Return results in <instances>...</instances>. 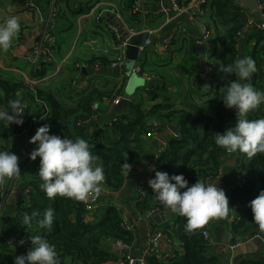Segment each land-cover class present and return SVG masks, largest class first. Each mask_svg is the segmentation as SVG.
<instances>
[{
  "label": "trees",
  "instance_id": "1",
  "mask_svg": "<svg viewBox=\"0 0 264 264\" xmlns=\"http://www.w3.org/2000/svg\"><path fill=\"white\" fill-rule=\"evenodd\" d=\"M134 1L128 0L129 7L133 8ZM238 1L206 0L205 17L210 16L213 22L210 24L214 25L215 32L207 42L208 51L212 50L213 53L210 51L205 65L213 66L214 72L204 78L201 73L194 74L191 79L192 88L188 94L175 99L164 98L152 106L147 105L148 101L158 97L156 90L149 88L144 91L147 97L136 94L124 113L113 115L107 105L93 108L94 104L105 100L113 101L123 95L128 83L125 76L113 86H92L85 89L79 93L77 103L69 104L60 100L52 88H30L23 79L7 78L0 73V107L10 111L9 102L21 99L23 119L31 136L35 135L40 126L48 125L50 134L61 137L68 135L73 139L80 137L88 141L92 154L97 157L96 164L103 166L105 171L99 197L108 200L105 202L103 199L100 203L97 201L98 197L95 198L97 207L100 203L104 213L99 221L88 222L87 211L82 202L60 196L49 199L46 196L40 187L42 181L38 175L39 160L35 166L36 171L20 185L21 192L29 190V193H22V205L15 215L17 224L25 227L22 224L24 215L38 213L26 226L29 232H32L27 233L24 245L15 253H10L9 243L0 238V264H15V256L26 255L32 247V235H40L55 245L57 253L65 254L71 264H109L115 255L103 247V241L108 238L134 244V233L122 227L125 220L114 201L126 189L128 170L123 164L128 163L132 168L139 160L145 150L148 134L159 131L155 122L159 124V121L175 120L180 129V136L172 138L156 157L157 171H166L170 176L183 174L189 181V186L199 178L205 183L215 182L221 175L224 160L229 154L215 144L216 132H224L237 122L235 109L226 108L222 99L227 84L236 77L226 76L221 72V64L227 65L245 56L252 57L256 61L257 72L253 74L250 82L257 90L264 91V30L253 27L256 43L251 51L242 52L241 37L250 27L252 16L240 8ZM190 2L191 0L188 3ZM258 2L264 5V0ZM59 13L58 10L55 19L59 18ZM137 14L132 13L134 17ZM207 25L210 30V25ZM146 51L147 49L144 52ZM98 61L110 68L114 60L101 57ZM145 65V62L140 60L141 77L147 73ZM45 72L44 69L36 71L35 74L41 77ZM94 115H97L95 120ZM259 118H264V104L249 113V119ZM11 137V130L0 120V151H10ZM234 158L237 163L235 173H245L248 184L243 189L229 190L231 206L238 207L242 212V216L230 224L231 245L251 238L261 231L254 221L249 202L264 190V154L258 153L249 159L245 154L236 152ZM134 199L137 210L144 216L164 208L148 181L136 185ZM49 208L54 209L53 225L51 228H41L38 221ZM173 214L175 219L159 230L169 238H175L184 254L175 252L177 259L169 264H223L220 256L211 253V242L202 234L209 223L212 224L213 218L204 226L188 232L185 228L186 218L178 213ZM145 261L146 264H165L157 256H147ZM236 264H264V250L256 259L237 260Z\"/></svg>",
  "mask_w": 264,
  "mask_h": 264
},
{
  "label": "crops",
  "instance_id": "2",
  "mask_svg": "<svg viewBox=\"0 0 264 264\" xmlns=\"http://www.w3.org/2000/svg\"><path fill=\"white\" fill-rule=\"evenodd\" d=\"M179 1L183 6L190 4L188 3L189 0ZM186 1L188 2L186 3ZM139 2L141 8L134 17L132 15L133 9L129 7L128 0H0V24L4 23L8 17L15 16L21 25V29L13 38L9 50L7 52L0 50V73L11 79H23V74L35 78L37 75L33 66L30 67L29 64L26 66L17 60L29 55L39 42H43L46 55H44L42 63L46 66V72L43 75V82L38 86L52 88L57 92L60 100L74 104L78 102L79 93L83 90L92 86L99 88L113 86L124 78L123 68L114 70L101 65L98 60L101 57H107L109 60L116 58L118 53L116 47L120 40L125 39L126 34L131 35L130 29H135L139 33L148 32L149 34L151 32L154 47L148 48L146 52H140L142 56L137 64L139 65L140 60L144 61L147 73L144 74L140 86L136 90L134 87L132 97L135 98L136 94H143L147 97L144 91L149 88L155 89L158 98L153 101L149 100L147 103L148 106H152L164 98L175 99L185 96L192 88L191 79L193 75L196 73L204 74L207 56L211 54L210 51L213 53L212 50L208 51L207 42L203 39L204 32L208 27L207 24L210 25L213 33L215 32L214 25L210 24V16L201 19L193 17L188 11L179 14L169 1L164 0H139ZM238 2L240 8L255 19L249 8L245 7L241 0ZM115 5H118L121 14L120 19L110 12L102 13L103 9ZM53 7L56 12L58 10L60 12L59 18L54 20L51 15ZM88 12H91L92 15L88 16ZM183 29L186 30V33L182 32ZM253 30V27H249L242 34V52L251 51L255 45L256 39L253 37ZM91 40L95 42L98 40L104 44L108 50V56L100 54V45L96 48L90 45ZM169 40H171V44L169 50H166V44ZM155 46L159 48L158 51ZM48 58H52V62L45 61ZM78 64L84 65L83 68H86V71L83 72V68L79 70ZM202 77L204 78V75ZM76 80H87L88 86L85 89H78L73 85ZM104 102H99L98 108L106 106V102ZM155 123L159 127V131L152 137L146 138L144 152L127 173L126 189L114 201L134 233L131 254L136 262L145 256L150 247L149 234L155 229L170 224L175 219L174 214L164 207L162 209L170 211L172 217L170 220L157 223L150 217L151 214L148 216L140 214L135 205L136 185L144 184L154 177L156 157L166 148L167 143L172 138L180 136V129L175 120ZM25 130L23 135H14L11 132L10 151L19 157L21 174L19 177L7 180L0 185V190H5L8 195L7 204H5L0 216V238L7 240L10 253H15L17 250L15 240L32 232H29L28 227L19 225L15 221L16 212L22 205L20 185L36 171L35 166L40 160L39 157L35 161L30 158V153L37 146L30 143L32 136L28 133L26 126ZM234 159L233 154H227L221 175L212 183L223 188L228 198L229 190L232 189L237 180L235 165H232ZM16 188H19L20 195L17 199H13ZM103 199L108 202L106 198L99 196L97 201L101 203ZM100 203L90 216L88 220L90 223L97 222L102 218L104 208H100ZM237 212L239 213L237 214ZM241 216V209L230 204L227 217L211 220V253L220 256L223 264H230L231 262L236 264L237 260L242 259H256L263 250L264 240H262L258 250L247 255H241L236 259L232 258L233 249L227 245L230 224L234 217L240 218ZM175 241L173 250L183 255L182 247L177 240ZM103 247L115 255L109 264H118L122 252L117 247V241L111 238L105 239ZM157 251H160L161 255L169 253L170 249L167 248V242L162 241L161 249L158 248ZM57 255L60 262L69 261L65 254L57 253ZM175 258L177 259L176 254L170 262Z\"/></svg>",
  "mask_w": 264,
  "mask_h": 264
},
{
  "label": "clouds",
  "instance_id": "3",
  "mask_svg": "<svg viewBox=\"0 0 264 264\" xmlns=\"http://www.w3.org/2000/svg\"><path fill=\"white\" fill-rule=\"evenodd\" d=\"M20 29V22L15 16L8 17L0 24V50H9ZM220 71L226 76L236 77L227 84L222 99L226 108L235 109L237 122L224 132H216L215 144L228 153H243L249 159L258 153L264 154V118L249 119V113L264 104V91L257 90L250 82L257 72L256 61L245 56L233 63L221 64ZM9 104L10 112L0 110V120L22 125V100L17 98ZM30 143L37 145L30 158L33 161L40 158V187L49 199L60 196L86 202L90 197L96 198L101 194L105 171L103 166L96 164L97 157L92 154L84 138L50 134V127L43 125L30 138ZM123 167L129 173L131 165L124 163ZM20 174L18 155L12 151H0V185ZM148 184L165 208L186 218L185 228L188 232L204 226L211 218L229 215V198L217 184L205 183L199 178L189 186L183 174L170 176L166 171H155L154 178L149 179ZM249 205L255 223L264 230V190ZM37 215L35 212L25 214L22 224L28 226ZM53 221L54 209L49 208L38 223L41 228H51ZM30 239L31 249L26 255L15 256V264H61L55 245L40 235H32Z\"/></svg>",
  "mask_w": 264,
  "mask_h": 264
},
{
  "label": "built area",
  "instance_id": "4",
  "mask_svg": "<svg viewBox=\"0 0 264 264\" xmlns=\"http://www.w3.org/2000/svg\"><path fill=\"white\" fill-rule=\"evenodd\" d=\"M164 1H169L170 5L174 6L175 9L177 10V12L179 14L184 13V12H189L193 17L195 18H204L205 15L207 14V9L205 7L206 5V0H191L190 4L186 5V6H181L178 2V0H164ZM260 8L264 11V5L261 4L259 2ZM189 7V8H188ZM141 8V3L139 2V0H135L134 2V6H133V12H138L140 11ZM103 9V8H102ZM101 9V10H102ZM103 12H110L113 15H115L117 18H121V14L119 9L115 6H112L111 8H105L102 10ZM56 10L53 7L51 9V15L53 20L55 19L56 16ZM92 15L91 12L88 13V16ZM102 15V14H101ZM249 25L250 27H256L260 30H264V25L263 24H258L255 19L253 17H251L250 21H249ZM183 33H186V30L183 29L182 30ZM129 33H131V35H137L140 34L139 32H137L135 29H130ZM144 35V41L140 47V52H144L146 49L148 48H152L154 47V43L151 39V32L148 34V32L143 33ZM213 37V31L210 29H208V27L206 28L204 35H203V39L205 42H208L212 39ZM120 39V38H119ZM171 44V40L168 41V43L166 44V50H169ZM156 47V46H155ZM117 50H119V53L116 55L115 60L112 62L110 68L112 69H121L123 68V65L126 61V49H127V43L120 40V43L117 45L116 47ZM158 51V47L155 48ZM46 53V49L44 47L43 42H39L37 44V46H35L29 55H26L24 57V59L27 60V63L31 64L33 66V68L35 69V71L39 72L45 69V65H43L42 60H44V55ZM141 54V53H140ZM45 61H49L52 62V58H48ZM79 65V70H81V68L84 67V65L78 64ZM77 65V66H78ZM86 67V66H85ZM214 72V67L209 65L206 66L205 68V72L204 77H207V75H209L210 73ZM133 73H135L136 75L141 73L140 67L139 65L136 63L134 68H133ZM210 80V79H209ZM23 81L26 84V86L30 87V88H34L36 86H38L39 84H41L43 82V76L39 77L36 76L35 78H31L26 74H23ZM88 81L87 80H82V81H78L76 80L73 85L75 87H77L78 89H85L88 86ZM121 96L117 97L115 100L110 101V100H105V104L107 106H113L115 104H117L119 102ZM98 104V103H97ZM94 104L93 108L97 109L98 105ZM24 113V110H23ZM23 116V114H22ZM97 117V115H94L93 119L95 120ZM28 131V128H27ZM154 134H148V137H152ZM234 156V153H231ZM237 165V163L235 164ZM157 171V169H156ZM155 176V175H154ZM213 183V182H212ZM211 183V184H212ZM248 184V180H247V176L245 173L243 172H237V181L235 182V184L232 186V190L235 189H243L247 186ZM25 195H27L29 193V190H25L24 192ZM7 199H8V195L6 193L5 190H0V216L2 215V212L4 210L5 204H7ZM82 202V201H80ZM82 204L85 206V209L87 211V221L89 220L90 216L93 214V212L97 209V204L95 203V198H89L88 201L86 202H82ZM159 210H163V209H158L155 210L153 212H151V216L154 212H157ZM150 216V217H151ZM238 217H234L233 218V222L235 220H237ZM89 222V221H88ZM122 227L128 231H131L132 228L131 226L126 222L123 221L122 223ZM158 230V231H157ZM260 232H264L263 230H261ZM203 237L208 240L209 242H212V224L209 223L208 227L202 232ZM150 244H149V249L146 251L145 256H143L142 258L139 259L138 262H136L133 257H132V248H133V244H129L123 241H117V247L120 249V251L122 252L121 257L119 258L118 264H146L145 258L147 256H157V258H159L160 260H162L163 262H165V264H169L170 260L175 256V251L173 250V248L175 247L176 244V239L175 238H169L167 236V234H165L162 230L159 229H155L154 231H152L150 234ZM27 234H24L23 236L19 237L17 240H15V246L16 248H21L24 243H25V239H26ZM258 236V234L254 235L251 238H248L246 240H242L240 242H237L234 245L230 244V238L231 235L229 233L228 235V239H227V245L229 246L230 249H235L237 247H240L242 245H244L245 243L249 242L250 240H252L254 237ZM23 240L24 243L21 244L20 241ZM162 241H166L167 242V248L170 249L169 253L165 254V255H161L160 251H157L158 248L161 249V242ZM263 250H264V246H263ZM61 264H71L69 262H61ZM230 264H233L232 262ZM235 264V263H234Z\"/></svg>",
  "mask_w": 264,
  "mask_h": 264
},
{
  "label": "water",
  "instance_id": "5",
  "mask_svg": "<svg viewBox=\"0 0 264 264\" xmlns=\"http://www.w3.org/2000/svg\"><path fill=\"white\" fill-rule=\"evenodd\" d=\"M241 2H243L245 7L249 8L251 13L255 17L256 22L258 24L264 25V15H263L264 12L260 8L258 0H241ZM144 38L145 37L143 33L133 35V36H131L130 34H126L125 39L122 40L127 43L126 61L123 65L122 70H123L124 76L128 78L129 84L127 87V91L124 92L122 97H120L119 102L110 107V112L113 115L124 113L129 108V106L132 103V98H133L132 93H133L134 87L137 85V83L140 86V84L143 82L140 80L139 77H136L135 73H133V68L140 58V47L144 41ZM82 71L85 72L86 68H83ZM0 110H4V109L0 107ZM4 122L9 127L11 132H13L14 135H23L24 131L26 132L25 122L22 125L12 123V122L7 123L6 121ZM235 164H236V160L234 159L232 160V165H235ZM19 191H20L19 188H16L13 199L14 198L17 199V197L20 195ZM115 205L118 207L117 204ZM151 217L157 223H160L161 221L170 220L172 217V213L168 210L167 211L159 210L157 212H154ZM262 240H264V232H259L258 236L254 237L247 244H244L240 247L233 249L232 258L236 259L237 257L241 255H247V254L252 253L254 250H258L259 247L261 246Z\"/></svg>",
  "mask_w": 264,
  "mask_h": 264
},
{
  "label": "rangeland",
  "instance_id": "6",
  "mask_svg": "<svg viewBox=\"0 0 264 264\" xmlns=\"http://www.w3.org/2000/svg\"><path fill=\"white\" fill-rule=\"evenodd\" d=\"M116 7L118 8V5H116ZM90 45H92L93 47H97V46H99L100 45V50H99V52H100V54L101 55H106V56H108V50H107V48H106V46H104V44H102L101 42H99L98 40H96V42L95 41H92L91 40V42H90ZM117 52L119 53V50H117ZM117 53V54H118ZM110 56H111V54H110ZM141 56L142 55H140V58H141ZM139 58V59H140ZM113 60H115V58L113 59ZM139 61V60H138ZM17 62H22L24 65H28L29 63H27V60L26 59H19V60H17ZM28 66H32L31 64H29ZM136 77H139L140 78V80L141 81H143V77H141V76H139L138 74L136 75ZM138 79V78H137ZM127 84H129V83H127ZM138 83H137V85L135 86V90L138 88ZM128 87V86H127Z\"/></svg>",
  "mask_w": 264,
  "mask_h": 264
}]
</instances>
